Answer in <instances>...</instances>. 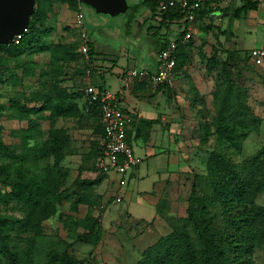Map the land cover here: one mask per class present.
<instances>
[{"label": "rangeland", "instance_id": "1", "mask_svg": "<svg viewBox=\"0 0 264 264\" xmlns=\"http://www.w3.org/2000/svg\"><path fill=\"white\" fill-rule=\"evenodd\" d=\"M127 3L128 8L117 15L96 12L92 6L81 4L83 22L95 47L94 61L106 69L103 80L112 90L119 85L120 75L128 64L147 67L154 64L157 55L156 37L148 28L156 21L144 20L150 17L151 10L143 0H127ZM76 6L69 0H47L44 21L38 25L41 39L35 44L38 46L21 54L6 55L3 62L5 76L0 80V124L7 143H19V130L27 125V119H21L10 107L11 98H18L28 107L38 108L47 102L55 105L63 95V89L82 91L87 72L96 68L77 45L81 29L74 20ZM241 19L243 23L247 21ZM210 20L211 15L193 23V33L183 59L186 67L168 88L166 114L171 120L167 124L175 123L173 134L178 147L175 142L171 145L166 142L154 145L153 142L151 145L143 138H133L135 155L139 157L140 154L142 158L139 157L138 166L132 167L126 175L127 182L121 190L123 200L112 201L121 176L112 171L108 174L111 183L103 179L92 186L110 203L107 201L101 208L91 204L86 197L80 202L79 216L88 228L97 217L92 232L99 236L98 241L89 236L74 239L59 220L60 213L68 210L76 194L54 203L47 200L38 206H25L18 201L0 203V215H15L34 223L32 253L23 264H45L51 250L61 252L64 249L89 264H134L150 244L171 230L168 220L156 211L158 200L167 194L171 201L167 209L186 215L194 175L208 176L207 157L211 150L220 149L240 168L244 159L264 145V64H256L244 50L231 48L233 46H228L226 41H221L218 21ZM183 26L184 22L170 23L169 27L161 28L160 34L165 36L169 29V37H175ZM253 44L254 35L241 28L235 46L245 48ZM225 59L228 60L227 70H224ZM236 74L245 75L246 100L260 117V125L247 135L241 149L212 132L222 99L219 91L225 84V77ZM138 99L154 108H161L164 103L158 104L161 98L151 95ZM133 100L130 98L129 102ZM77 102L79 110L66 115L50 116L49 108L30 113L39 119L45 138L49 137L52 128L64 131L60 134L58 152L45 163L48 181L57 191L76 188L83 192L82 187L75 186V179L94 180L98 175L95 159L102 144L101 127L96 117L86 114L82 95ZM204 122L209 124L208 130L204 128ZM148 145L153 153H147ZM170 175L171 178L166 180ZM256 200L264 204V191ZM87 227L81 225L79 230L85 231ZM254 259L257 264H264V246L256 250ZM1 261L0 255V264Z\"/></svg>", "mask_w": 264, "mask_h": 264}, {"label": "trees", "instance_id": "2", "mask_svg": "<svg viewBox=\"0 0 264 264\" xmlns=\"http://www.w3.org/2000/svg\"><path fill=\"white\" fill-rule=\"evenodd\" d=\"M46 1L36 0L28 30L24 31L19 43L0 44V80L5 76L3 62L6 55L21 54L38 46L35 45L41 40L38 25L44 21ZM69 1L77 5L75 10L82 4L79 0ZM162 1L166 0H143V4L151 10L150 17L144 20L156 21L148 28L156 37L157 53L170 41V30L167 29L164 36L160 34L161 28L169 27L173 22L186 23L185 11L182 7L176 4L162 9L160 7ZM258 3V0H242L240 5L230 8L220 7V0H203L194 22L206 16L210 17L211 13L217 10L223 15H231L234 18L243 17L248 10L256 9ZM210 21L214 22L213 19ZM217 27L221 30L220 26ZM186 31L187 29L183 28L174 37L177 41L176 76L186 67L183 59L191 39L183 40ZM81 43L82 40L79 38L78 47ZM87 43L88 57L92 62L95 47L91 40L88 39ZM244 52L250 57L249 51L244 50ZM227 63L228 60L225 59L224 70H227ZM92 70L94 71L95 68L93 67ZM245 82L246 77L243 74L225 77V84L219 91L222 99L213 121L212 132L237 149L242 148L247 135L260 125V117L253 112L246 100ZM97 85L103 86L98 83ZM159 86L171 87L167 84ZM62 91L63 95L57 104L47 102L38 108L28 107L18 98L10 99V107L16 110L21 119H27V125L20 128V141L16 144L4 140L3 127L0 124V203L18 201L25 206H38L47 200L54 203L76 194L68 210L60 213L59 220L74 239L89 236L98 241L99 236L92 232L97 217L93 219L91 228H88L86 221L79 216L80 202L86 197L91 204L103 207V193L95 192L92 186L103 180L106 173H98L94 180L76 178L74 184L82 187L83 192L76 188L67 192L55 190L48 181L45 163L52 154L58 152L60 134L63 135L64 131L60 128H52L49 137L45 138L39 119L30 115L32 111L37 113L43 108L51 110L50 116L70 114L73 110H79L77 99L82 95L85 112L98 119L103 137L99 103H89L85 98L84 89L80 92L66 89ZM154 122H159V118L148 119V123ZM203 125L208 130L209 124L204 122ZM207 164L208 176L198 173L194 175L186 215L181 216L168 210L171 201L167 194L158 200L156 211L168 220L171 230L150 244L144 255L134 264H257L254 254L257 249L264 246V204L256 200L264 191V145L244 159L240 168L220 149L210 151ZM81 225L86 226L87 230L80 231ZM33 228L34 223L30 220L9 214L0 215L2 264L27 262L32 253ZM45 264L89 263L74 252L64 249L61 252L51 250Z\"/></svg>", "mask_w": 264, "mask_h": 264}, {"label": "built area", "instance_id": "3", "mask_svg": "<svg viewBox=\"0 0 264 264\" xmlns=\"http://www.w3.org/2000/svg\"><path fill=\"white\" fill-rule=\"evenodd\" d=\"M202 3L203 0H166L161 2L160 7L165 9L177 4L184 9L186 23L184 22L183 28H186L187 31L183 40L186 41L192 36L193 23L198 10L202 7ZM83 17L82 6L79 5L78 9L75 10L74 19L75 24L81 29L80 38L82 43L79 49L85 55H88L89 45L87 40L89 35ZM26 30H28V26L22 32L16 33L11 42L19 43ZM249 54L256 64L264 63V47H253L249 50ZM176 60L177 41L173 37L170 38L167 46L158 52V63L154 71L151 72L149 69L142 67H128L123 71V80L125 83H129L130 80L136 77H148L155 86L161 84L172 86L176 78ZM84 91L85 98L89 103H99L104 129L102 146L96 156L95 167L98 173H106V176L112 171L121 174L118 179V190L112 200L113 202H121L123 200L121 190L127 182L126 175L132 167L140 162L128 137V127L134 121L135 115L133 111L123 106L121 92H116L110 87L94 84L90 80L86 83ZM107 201H104L103 205Z\"/></svg>", "mask_w": 264, "mask_h": 264}, {"label": "crops", "instance_id": "4", "mask_svg": "<svg viewBox=\"0 0 264 264\" xmlns=\"http://www.w3.org/2000/svg\"><path fill=\"white\" fill-rule=\"evenodd\" d=\"M258 7L256 9L248 10L247 13L243 17L234 18L231 15H223L222 12L219 10L218 12H221V16L219 14H216L217 24L220 26V40L226 41L227 45L233 46L231 48H236L240 50H246L249 51L253 47H264V0H258ZM242 3V0H220V7H236ZM223 16H226L225 18H222ZM241 18H246L247 21L245 23L242 22ZM212 19V18H211ZM225 19V23H224ZM243 28L244 31H249L250 35H254V44L245 47L240 48L236 47V36L239 33V30ZM222 30H225V32H222ZM88 32V31H87ZM89 35V34H88ZM173 38V37H172ZM90 40V35L89 38ZM88 57V55H86ZM92 60V63L96 64L95 61ZM158 63V53L155 56L154 64L149 65L147 67L145 66H132L130 64L127 65L128 67H142L147 68L151 72L154 71L157 67ZM264 64V63H263ZM95 70L92 72H87L86 76L84 77L85 85L90 80L94 84H102L103 86L110 87L106 84L105 80H103V76L105 74V68L102 66V64L97 63L95 66ZM98 77H100V81L98 80ZM177 77V76H176ZM175 83V82H174ZM119 85L114 89V91L121 92L122 96V104L125 108L131 110L134 112L135 118L134 121L129 125L128 127V137L129 141L133 145V138H143L144 141L147 140V143L154 145L159 142L160 144L163 142L168 143V145H171L175 142L176 146L178 147V144L176 142V137L173 134V127L174 122H171V124H167V121H170L167 119L168 114V101L167 98L169 97L168 94V88L169 86H155L151 83L150 79L148 77H136L129 81V83H125L123 80V73L120 75V81L118 83ZM148 85L149 87L146 88L143 85ZM173 86V85H172ZM85 87V86H84ZM133 94L136 95L133 97ZM156 96L157 99H160L158 101V104L161 102H164L163 105H161V108H154L151 107L148 104H143L142 101L138 99V97H149V96ZM134 99L133 102H129V99ZM169 99V98H168ZM159 118V122L154 123H148V119H154ZM147 120V121H146ZM168 134V135H167ZM103 138V137H102ZM149 138V139H148ZM134 148V146H133ZM148 150L147 153H153L154 150L150 149L149 145L147 146ZM139 157H141L140 154H138ZM142 158V157H141ZM177 158V155H176ZM138 165L135 166V168ZM135 173V171L132 173V175ZM171 178V175L169 177ZM107 182H112L109 175H107L104 178ZM105 201V200H104Z\"/></svg>", "mask_w": 264, "mask_h": 264}, {"label": "water", "instance_id": "5", "mask_svg": "<svg viewBox=\"0 0 264 264\" xmlns=\"http://www.w3.org/2000/svg\"><path fill=\"white\" fill-rule=\"evenodd\" d=\"M92 6L96 12H109L117 15L128 8L127 0H79ZM36 7V0H0V44L12 41L16 33L22 32L30 22V17ZM212 12L211 18L216 19Z\"/></svg>", "mask_w": 264, "mask_h": 264}]
</instances>
